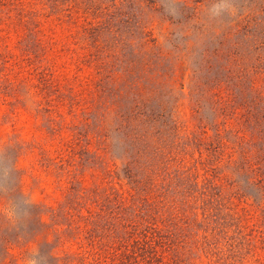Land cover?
Returning <instances> with one entry per match:
<instances>
[{
	"label": "rangeland",
	"instance_id": "obj_1",
	"mask_svg": "<svg viewBox=\"0 0 264 264\" xmlns=\"http://www.w3.org/2000/svg\"><path fill=\"white\" fill-rule=\"evenodd\" d=\"M21 1L30 16L42 4L52 18L68 9L73 22L101 17L104 28L86 43L98 66L85 67L51 33L37 32V43L29 32L17 37L26 30L14 27L18 7L0 5V55L29 56L40 70L37 80H20L8 68L15 59L0 62V264L90 263L93 236L97 245L120 246L127 209L117 204L130 191L129 171L168 185L156 186V199L187 186L202 193L210 176L234 212L254 211L264 193V0ZM92 6L103 11L97 19ZM199 206L180 209L201 221ZM252 220L251 244L262 229ZM197 224L178 223L173 248L184 264L206 263ZM229 232L224 257L264 259ZM164 245L156 246L162 263Z\"/></svg>",
	"mask_w": 264,
	"mask_h": 264
},
{
	"label": "trees",
	"instance_id": "obj_2",
	"mask_svg": "<svg viewBox=\"0 0 264 264\" xmlns=\"http://www.w3.org/2000/svg\"><path fill=\"white\" fill-rule=\"evenodd\" d=\"M0 5H6L9 8L13 6L18 7L15 20L16 24L14 27L19 28L18 30H21V28H26V30L23 32L19 31L16 35L17 37L20 35H27V32H29V35L33 34L34 38L36 37L35 40L37 43V32H40L41 36L47 37L46 33H44L46 31L47 33H51V36L54 35V37L57 36L61 38L64 47L69 49V46H73L75 59L78 64L86 63L85 67L95 66L92 62L98 60L97 54L88 52L86 43L91 40H95V42L99 40V36L104 28V20H99L101 17L98 18L97 23L90 22L87 18L76 19L73 22L68 13V9H57L60 4L54 6L55 9H57V19L50 17L48 14L49 12H45L42 4H39L37 16H30L27 11L30 7L27 8L26 4L21 0H0ZM92 8H94L92 10V12L94 11L93 18L97 19V15H99V13L102 14L103 11H97L98 6H92ZM7 12L11 13L10 10ZM39 17H42L43 20L39 21ZM69 25L72 26L70 29H68ZM105 27L108 28L107 25H105ZM57 29H59L58 34L56 33ZM60 29L62 33H59ZM0 33H2L1 30ZM57 37L55 42L58 41ZM98 47L99 46L96 45L97 49ZM81 50L85 52L84 56L80 53ZM98 52H100L99 49L96 53ZM71 54L73 53L71 52ZM3 56L4 55H0V60H2L0 62H4V64L15 59L8 68H11L10 71L12 72L16 69L17 72H14V75L20 80L30 77L37 80V75L40 74V70L37 66L32 68L33 64L29 56L25 58L28 60L18 58V54L17 56L14 55L13 59H11V57L7 58L6 55ZM97 66L98 64L96 63L95 68ZM98 69L99 68L96 70L98 71ZM31 86L35 87L36 83ZM35 89L37 91V88ZM138 161V158H135L131 164H136ZM149 161L150 163L155 162L153 160H143V163L147 165ZM248 164L249 162H244V166H246L247 169L250 167ZM145 167L148 171V166ZM130 172L131 171H129V175L127 176V180L129 184H131L130 191L125 196L118 197L119 204H117L118 207H120V212L121 210L124 211L127 209L124 213L125 216L123 214L120 216L119 227L123 229L124 234V236L119 238L121 245L119 246L118 244L117 248L101 246L100 244L97 245L98 240L95 239L96 236H93L91 241L86 242L91 249V253L88 257H90V261H92L90 263L87 262L86 257L81 260L82 264H184L180 262L179 259H176L175 254L178 255V252L173 248V245H176V241L178 240V223L182 220L190 223L195 220L201 225L203 233L200 237H197L196 244H199V248L197 249L205 256V264H249L252 260L254 261L250 264H264L263 257H253L254 255L251 256L249 261L236 263L230 260L229 257H224L222 249L223 240L226 239L227 235H230L229 230H232L234 233V235H232L233 237H236V233L238 236L243 235V239L247 240L251 246L252 252L257 249L264 251V193L263 198L255 203L253 212L249 213L250 211L243 206L241 213H239L234 212L236 205H234L229 198H221L217 192L215 193V189L219 187L216 178L212 179V177L210 178L209 176V178L205 177L202 179V193L190 191L189 186H187L186 192H183L180 196L168 198L165 196V193H163L160 194V198L156 199L153 197V190L156 186L159 184L162 186V189L168 187V185H163L161 180L157 181L155 177L149 176L148 173L143 174L139 179H133L132 174L130 176ZM155 173L156 172H151V174ZM198 178V176L197 179L191 177L193 183L190 186L197 187L199 184ZM135 189L138 191V196H135V194L131 192V190ZM166 191L167 190H165V192ZM115 201L116 200H114V202ZM196 202L200 205L199 207L202 211L201 221L197 220V218L191 219L189 214L183 213V211L181 212L180 209L184 206L185 208L193 206ZM228 204L230 208L223 207ZM218 205L221 207L219 210L216 208ZM131 208L133 212H128ZM222 208L228 212L223 211ZM192 209L195 210V206ZM255 218L257 220L256 225L261 226L262 229L256 230L257 236H254L255 243L251 244V242H249V234H247L245 230L248 229L249 221ZM252 222L253 220L250 221V223ZM99 229L100 228L97 226L98 231ZM90 231L93 230L90 229ZM239 238L241 239L240 236ZM160 244H166L164 247L168 249L166 250L168 253L167 258H165L166 263L161 262L162 258L159 256H163L156 250V246ZM144 255H146V260L140 259L139 261V257Z\"/></svg>",
	"mask_w": 264,
	"mask_h": 264
}]
</instances>
